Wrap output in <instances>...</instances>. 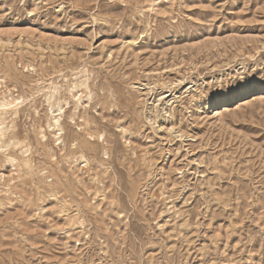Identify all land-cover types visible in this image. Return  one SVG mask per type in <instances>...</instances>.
Listing matches in <instances>:
<instances>
[{
  "label": "rangeland",
  "instance_id": "1",
  "mask_svg": "<svg viewBox=\"0 0 264 264\" xmlns=\"http://www.w3.org/2000/svg\"><path fill=\"white\" fill-rule=\"evenodd\" d=\"M0 264H264V0H0Z\"/></svg>",
  "mask_w": 264,
  "mask_h": 264
},
{
  "label": "bare ground",
  "instance_id": "2",
  "mask_svg": "<svg viewBox=\"0 0 264 264\" xmlns=\"http://www.w3.org/2000/svg\"><path fill=\"white\" fill-rule=\"evenodd\" d=\"M251 90V88L250 87H246V88H244L243 90H241V91H244V93H246L247 91H250ZM227 100V99H226ZM221 101H223V100H221Z\"/></svg>",
  "mask_w": 264,
  "mask_h": 264
}]
</instances>
